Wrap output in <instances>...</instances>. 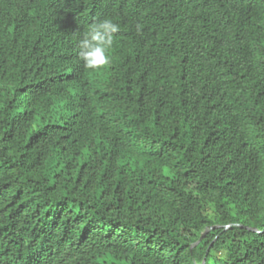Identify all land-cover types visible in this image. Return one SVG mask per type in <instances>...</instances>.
I'll use <instances>...</instances> for the list:
<instances>
[{"label": "trees", "instance_id": "1", "mask_svg": "<svg viewBox=\"0 0 264 264\" xmlns=\"http://www.w3.org/2000/svg\"><path fill=\"white\" fill-rule=\"evenodd\" d=\"M202 260L264 264V0H0V264Z\"/></svg>", "mask_w": 264, "mask_h": 264}, {"label": "water", "instance_id": "2", "mask_svg": "<svg viewBox=\"0 0 264 264\" xmlns=\"http://www.w3.org/2000/svg\"><path fill=\"white\" fill-rule=\"evenodd\" d=\"M227 226H228V225H227ZM227 226H226V227H227ZM206 230H207V229H206ZM206 230H204V231L202 232V235L199 237V239L196 241V243L199 242V240L202 238V236H203L204 232H206ZM201 264H204V261H203V260H202V263H201Z\"/></svg>", "mask_w": 264, "mask_h": 264}]
</instances>
